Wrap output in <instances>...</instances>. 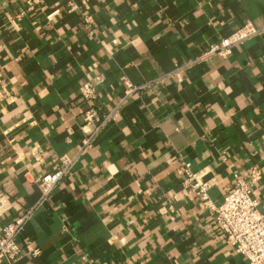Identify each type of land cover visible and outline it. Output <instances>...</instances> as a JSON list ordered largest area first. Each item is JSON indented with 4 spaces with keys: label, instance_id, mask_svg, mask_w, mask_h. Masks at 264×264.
Returning <instances> with one entry per match:
<instances>
[{
    "label": "crops",
    "instance_id": "1",
    "mask_svg": "<svg viewBox=\"0 0 264 264\" xmlns=\"http://www.w3.org/2000/svg\"><path fill=\"white\" fill-rule=\"evenodd\" d=\"M245 23L259 32L198 58ZM125 80L146 86L122 99ZM91 105L113 116L83 146ZM182 161L216 202L259 170L264 211V0H0V224L32 209L1 264H250Z\"/></svg>",
    "mask_w": 264,
    "mask_h": 264
},
{
    "label": "built area",
    "instance_id": "2",
    "mask_svg": "<svg viewBox=\"0 0 264 264\" xmlns=\"http://www.w3.org/2000/svg\"><path fill=\"white\" fill-rule=\"evenodd\" d=\"M33 1L27 0L30 6ZM76 3H71L70 8H76ZM259 32V29L251 23H245L241 27L232 31L229 35L222 37L217 42H212L198 58H205L212 54L226 55L231 47ZM124 93L127 95L137 94L145 84L135 85L125 80ZM80 90L86 99H96L99 94L95 91L91 81L83 82ZM112 113L100 114L95 105H91L83 112L84 126L88 128V133L82 141L83 146L90 145L92 138L102 125L112 119ZM63 166L52 172H45L39 179V187L42 198L51 193L61 176L66 172L70 158L62 157ZM178 171L183 175V182L193 191L203 207L208 208L214 213L215 226L220 228L226 242L234 247L236 251L245 254L250 264H264V211L258 209V199L253 196L251 184L260 176V171L250 169V181L237 178L235 183L230 186L223 199L216 202L208 195V188L211 184L209 179H201L191 169L190 163L182 161ZM11 200L0 193V217L10 208ZM32 209H26L13 220H6L0 224V264L2 259L13 262L21 254V245L17 240V233L22 228L23 223L31 215ZM33 255L39 253L35 248L31 252Z\"/></svg>",
    "mask_w": 264,
    "mask_h": 264
}]
</instances>
